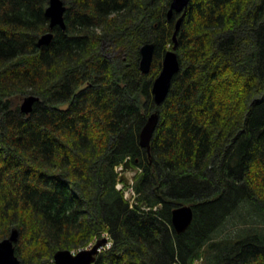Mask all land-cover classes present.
Returning <instances> with one entry per match:
<instances>
[{
	"label": "trees",
	"instance_id": "obj_1",
	"mask_svg": "<svg viewBox=\"0 0 264 264\" xmlns=\"http://www.w3.org/2000/svg\"><path fill=\"white\" fill-rule=\"evenodd\" d=\"M63 1L66 29L39 46L49 0H0V241L19 230L20 264L105 233L94 264H264V0H190L160 105L153 82L183 15L168 19L172 0ZM28 95L40 100L26 114ZM127 159L132 200L117 187ZM182 204L194 218L177 233Z\"/></svg>",
	"mask_w": 264,
	"mask_h": 264
},
{
	"label": "water",
	"instance_id": "obj_2",
	"mask_svg": "<svg viewBox=\"0 0 264 264\" xmlns=\"http://www.w3.org/2000/svg\"><path fill=\"white\" fill-rule=\"evenodd\" d=\"M190 0H172L168 11V19H171L174 13H183L176 22V31L173 35L174 45L172 49H166L160 73L155 78L152 86V94L154 102L160 105L168 95L171 87V82L174 75L179 72L181 65L176 51L178 46L177 34L180 29L184 12L189 5ZM67 6L63 0H49V5L46 8V15L50 20L51 30L43 33L39 40L38 45H48L52 42L55 33L53 28L59 26L63 30L66 29L65 12ZM155 43H144L140 48V63L139 67L143 73H148L151 69V64L154 56ZM39 96L28 95L25 96L21 102L20 108L22 112L28 114L33 110L34 103L39 101ZM159 119V113L153 111L146 123L144 124L140 133V145L150 151L151 140L155 132ZM120 170L125 171L121 176L126 184H130L133 180L138 169L134 167L130 159H127L123 168ZM130 173V174H129ZM129 174V175H128ZM194 218L193 206L190 204H182L176 206L172 210V222L177 233L184 232L192 223ZM19 240V230L13 229L11 234L0 241V264H20V259L16 254L15 244ZM107 243V238L98 240L95 244L87 248L80 249L74 252L70 249H60L54 255L55 264H93L96 261L100 248Z\"/></svg>",
	"mask_w": 264,
	"mask_h": 264
},
{
	"label": "rangeland",
	"instance_id": "obj_3",
	"mask_svg": "<svg viewBox=\"0 0 264 264\" xmlns=\"http://www.w3.org/2000/svg\"><path fill=\"white\" fill-rule=\"evenodd\" d=\"M129 174H130V173H129ZM129 174H128V175H129ZM119 186H121V185H119ZM121 187H122V186H121ZM130 192L133 193L132 188L127 189L125 193H126V194L129 193V195H130ZM96 239H97V238H96ZM96 239H95L94 241H92L91 243H95V242H96ZM91 243H90V244H91ZM87 246H88V245H87ZM85 247H86V246H85ZM107 248H108V246H106V248H103L101 251H104V250H106ZM79 249H80V248H78V249H73V251L76 252V251L79 250Z\"/></svg>",
	"mask_w": 264,
	"mask_h": 264
},
{
	"label": "bare ground",
	"instance_id": "obj_4",
	"mask_svg": "<svg viewBox=\"0 0 264 264\" xmlns=\"http://www.w3.org/2000/svg\"><path fill=\"white\" fill-rule=\"evenodd\" d=\"M185 13V12H184ZM179 14H183V13H179ZM150 207V206H149Z\"/></svg>",
	"mask_w": 264,
	"mask_h": 264
}]
</instances>
